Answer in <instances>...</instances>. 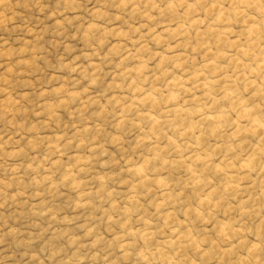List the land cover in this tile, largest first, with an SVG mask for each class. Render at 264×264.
<instances>
[{
  "label": "rangeland",
  "instance_id": "1",
  "mask_svg": "<svg viewBox=\"0 0 264 264\" xmlns=\"http://www.w3.org/2000/svg\"><path fill=\"white\" fill-rule=\"evenodd\" d=\"M253 6L0 0V264H264Z\"/></svg>",
  "mask_w": 264,
  "mask_h": 264
},
{
  "label": "bare ground",
  "instance_id": "2",
  "mask_svg": "<svg viewBox=\"0 0 264 264\" xmlns=\"http://www.w3.org/2000/svg\"><path fill=\"white\" fill-rule=\"evenodd\" d=\"M255 0H251V2L247 3L245 2L244 0H236V2L240 3V4H247V6H250V5H253ZM254 10L256 11H259L260 13L264 14V11L260 9L259 6H253L252 7ZM233 10V9H232ZM220 14V12H218V15ZM235 15V13H234ZM233 15V16H234ZM219 17V16H218ZM259 29L256 28L255 26H253L251 28V31H255L257 32ZM242 53V52H240ZM243 54V53H242ZM244 54H246V52H244ZM257 61V60H256ZM255 67L257 70H262V74L264 76V60H258L255 64ZM212 82V81H211ZM210 81H208L206 84H211ZM223 96L225 97H229L230 95L225 93ZM150 98V97H148ZM251 114V110L250 109H245V110H241L238 115H241V116H244V115H250ZM226 114L225 113H220V114H208L206 117H204V120H210L212 122H220L222 121L224 118H225ZM252 129H256V130H259V131H262L264 133V123L262 121H259V122H255ZM250 164H252V161L251 160H246L242 163V166L244 167H247L249 166ZM241 168V167H240ZM244 169V168H243ZM228 228H225V230H227ZM229 232V231H228Z\"/></svg>",
  "mask_w": 264,
  "mask_h": 264
}]
</instances>
